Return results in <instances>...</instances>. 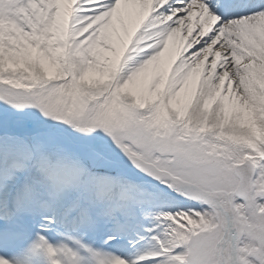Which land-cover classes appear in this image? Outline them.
I'll return each mask as SVG.
<instances>
[{
  "label": "snow or ice",
  "instance_id": "obj_1",
  "mask_svg": "<svg viewBox=\"0 0 264 264\" xmlns=\"http://www.w3.org/2000/svg\"><path fill=\"white\" fill-rule=\"evenodd\" d=\"M0 264H264V0H0Z\"/></svg>",
  "mask_w": 264,
  "mask_h": 264
}]
</instances>
